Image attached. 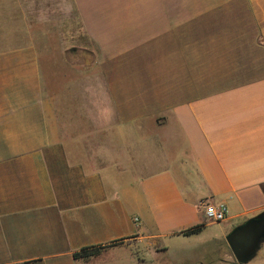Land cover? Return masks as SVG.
<instances>
[{
  "label": "crops",
  "instance_id": "crops-1",
  "mask_svg": "<svg viewBox=\"0 0 264 264\" xmlns=\"http://www.w3.org/2000/svg\"><path fill=\"white\" fill-rule=\"evenodd\" d=\"M263 210L264 0H0V264H241Z\"/></svg>",
  "mask_w": 264,
  "mask_h": 264
},
{
  "label": "water",
  "instance_id": "water-1",
  "mask_svg": "<svg viewBox=\"0 0 264 264\" xmlns=\"http://www.w3.org/2000/svg\"><path fill=\"white\" fill-rule=\"evenodd\" d=\"M226 240L237 262L251 261L264 243V210L234 227Z\"/></svg>",
  "mask_w": 264,
  "mask_h": 264
},
{
  "label": "built area",
  "instance_id": "built-area-1",
  "mask_svg": "<svg viewBox=\"0 0 264 264\" xmlns=\"http://www.w3.org/2000/svg\"><path fill=\"white\" fill-rule=\"evenodd\" d=\"M201 205L205 207V213L210 222H221L226 219L228 213L227 205H215L206 201H203ZM135 221L138 222L139 218L135 217Z\"/></svg>",
  "mask_w": 264,
  "mask_h": 264
},
{
  "label": "trees",
  "instance_id": "trees-1",
  "mask_svg": "<svg viewBox=\"0 0 264 264\" xmlns=\"http://www.w3.org/2000/svg\"><path fill=\"white\" fill-rule=\"evenodd\" d=\"M199 228H200V225L192 228L191 230H188L187 233L196 232V231L199 230ZM100 247H102V246L97 245V246H91V247L83 248L81 251L75 252L74 256H75V258H78V257H87V256H90V255H93V254L96 253V251Z\"/></svg>",
  "mask_w": 264,
  "mask_h": 264
}]
</instances>
